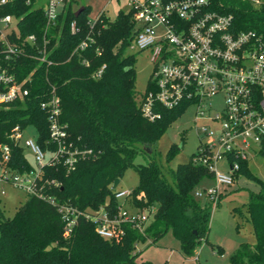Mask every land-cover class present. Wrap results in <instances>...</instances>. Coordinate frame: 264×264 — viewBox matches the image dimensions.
<instances>
[{
	"label": "trees",
	"instance_id": "16d2710c",
	"mask_svg": "<svg viewBox=\"0 0 264 264\" xmlns=\"http://www.w3.org/2000/svg\"><path fill=\"white\" fill-rule=\"evenodd\" d=\"M27 1L14 0L0 10V16L10 14L18 20L17 29L9 35L11 41L17 36L20 42L30 35L37 39L36 47L24 46L26 57L12 62L20 79L32 74L27 84L30 95L0 111V144L12 147V167L21 172L31 169L23 151L7 139L15 125H34L40 135L38 143L48 148L49 124L40 103L54 88L60 99V121L67 126L69 140L84 154L72 170L62 164L43 169L48 194L85 213L102 207L115 209L119 204L116 194L122 191L113 184L134 167L139 183L127 200L139 210L153 209L154 215L144 233L124 226V233L113 240L101 238L95 224L80 216L72 234L65 237L61 216L47 201L28 196L13 218L5 217L0 201V264H152L139 261L137 245H154L169 231L180 242L182 253L193 256L196 245L208 241L212 216V206H202L195 191L213 173L194 161L201 145L190 163L172 171L173 183L155 160L153 146L187 107L161 108L155 121L143 116L141 98L152 87L150 79L145 93L136 88L135 56L128 54L137 32L132 12L121 11L115 20L100 14L91 26L88 8L76 17L69 0L56 27L45 34L43 8L35 5L36 0ZM209 1L211 11L232 17L234 34L253 31L264 40V0L258 7L250 0ZM73 21L78 28L75 34L70 30ZM45 36L50 39V65L31 58L43 49ZM83 41L88 42L87 48L74 54ZM103 65V74L95 77ZM178 150L174 146L170 158ZM142 153L151 160L134 164ZM261 153L264 157V148ZM237 161L241 169L235 182L245 177L259 187L247 202L256 243L241 244L231 264H264V182L252 173L249 162ZM52 182L57 186L50 188ZM216 252L223 255L220 248Z\"/></svg>",
	"mask_w": 264,
	"mask_h": 264
},
{
	"label": "built area",
	"instance_id": "2783aa9c",
	"mask_svg": "<svg viewBox=\"0 0 264 264\" xmlns=\"http://www.w3.org/2000/svg\"><path fill=\"white\" fill-rule=\"evenodd\" d=\"M39 1L36 0L35 5L43 8L45 34L50 33L69 0H41L43 5H38ZM13 2L0 0V10ZM127 2L138 27L129 49L148 51L154 65L152 89L141 98V112L149 121H155L160 117L161 108L172 110L195 105L196 118L210 122L200 128L209 139L201 144L200 155L194 161L208 167L215 184L198 188L195 196L207 199L215 209L221 202L220 197L235 184V174L241 169L237 159L250 163L253 158H264L261 153L264 148V40L253 31L234 34L231 31L232 17L211 11L209 0ZM17 23L18 20L10 14L0 16V111L30 95L27 84L31 82L32 74L20 79L12 70V62L26 57L24 46L36 47L37 39L30 35L21 42L19 36L11 41L9 35L17 29ZM94 23L90 21L91 26ZM70 30L72 34L78 32L75 21L70 24ZM49 43L50 39L45 36L43 49L37 50L38 54H31V58L52 64L47 59ZM87 46L88 42L83 41L74 54ZM105 67L103 65L94 76L101 77ZM218 95L223 96V108L212 114V105H207V101ZM40 107L46 112L49 124L48 148L44 150L38 141L27 139L24 147L34 157L36 166L28 161L31 169L21 172L12 167L10 144H0V182L20 188L28 196L45 200L55 207L65 225V237L72 234L80 216L91 220L97 234L104 240L122 235L124 226L144 233L154 210L126 209L124 205L129 193L116 194L118 200L125 199L117 208L102 207L92 213L79 211L48 194L43 169L62 164L72 170L84 152L69 140L67 126L60 121V99L54 88ZM25 128L15 125L7 135L9 142L20 148ZM21 150L24 153V149ZM46 156L49 159L45 163ZM223 160L228 163L227 172L218 170ZM48 185L53 188L57 183Z\"/></svg>",
	"mask_w": 264,
	"mask_h": 264
},
{
	"label": "rangeland",
	"instance_id": "374dc122",
	"mask_svg": "<svg viewBox=\"0 0 264 264\" xmlns=\"http://www.w3.org/2000/svg\"><path fill=\"white\" fill-rule=\"evenodd\" d=\"M71 1V0H70ZM254 6L259 4L250 0ZM43 2L40 0L38 5ZM81 7H87V19L94 22L100 14L110 20H115L119 12L128 13L130 7L127 0H72V10L76 13ZM136 29H138L136 25ZM128 54L135 56L136 88L140 93H145L151 79L154 65L151 62V55L148 51H132L128 49ZM212 105V114L220 112L223 108V96L218 95L207 101ZM197 107L188 106L172 122L160 139L153 146L155 153L153 156L157 163L164 169L166 177L173 183L172 171L179 165L191 162L192 157L197 154L198 147L208 141L206 134L200 131L201 126L210 124L208 120L197 119ZM39 131L34 125H29L24 129L21 142V149L31 164H35L34 157L24 146L27 139L38 141ZM176 146L179 150L170 158L171 149ZM49 156H46L45 163ZM151 157L146 154L138 155L134 164H146ZM252 173L264 182V158L257 157L250 161L249 165ZM221 172L228 171V163L223 160L218 165ZM139 183V174L134 167L127 169L117 186V191L131 193ZM215 184L213 178H207L198 188L211 187ZM259 187L253 181L245 177H239L235 184L228 189L221 199L219 206L212 209L210 220V234L208 241H200L193 256L184 255L181 245L172 231L164 234L154 245H140L139 261L150 262L152 264H231V258L237 253L241 244H255L256 237L254 228L249 218L247 202L251 192H257ZM2 191L5 194H2ZM28 195L20 188L8 183L0 182L1 208L6 218H13L19 207L27 200ZM202 206H209L207 199H199ZM125 199H120L123 204ZM124 207L130 211L135 208L129 201ZM220 248L224 256L216 252Z\"/></svg>",
	"mask_w": 264,
	"mask_h": 264
},
{
	"label": "water",
	"instance_id": "95a60500",
	"mask_svg": "<svg viewBox=\"0 0 264 264\" xmlns=\"http://www.w3.org/2000/svg\"><path fill=\"white\" fill-rule=\"evenodd\" d=\"M85 7H81L76 13L75 16L78 17L83 11H84ZM120 180L116 179L114 184H113V188H117V186L119 185Z\"/></svg>",
	"mask_w": 264,
	"mask_h": 264
},
{
	"label": "crops",
	"instance_id": "0c3cea01",
	"mask_svg": "<svg viewBox=\"0 0 264 264\" xmlns=\"http://www.w3.org/2000/svg\"><path fill=\"white\" fill-rule=\"evenodd\" d=\"M140 247V246H139ZM140 249V248H139ZM221 256H224V254L223 255H221Z\"/></svg>",
	"mask_w": 264,
	"mask_h": 264
}]
</instances>
